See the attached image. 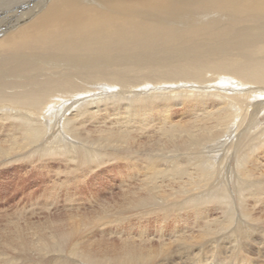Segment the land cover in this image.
<instances>
[{
    "label": "bare ground",
    "instance_id": "1",
    "mask_svg": "<svg viewBox=\"0 0 264 264\" xmlns=\"http://www.w3.org/2000/svg\"><path fill=\"white\" fill-rule=\"evenodd\" d=\"M10 79L25 82L13 80L4 92ZM168 81L179 88L160 86ZM257 84L264 86V0H0V161L35 160L37 172L44 162L64 164L61 179L48 180L68 203L70 192L86 191L79 186L94 168L123 164L117 169L125 174L110 206L52 215L41 228L0 230V264H183L171 257L177 247L187 259L198 248L206 257L209 247L218 264H264L263 138L237 139L239 157L231 159L238 175L225 178L233 189L223 195V169L207 151L237 127L241 103L264 93ZM96 89L104 90L101 98L78 102ZM254 105L251 120L264 107ZM54 123L64 147L46 146ZM85 127L98 136L93 143ZM140 135L149 140L142 144ZM53 199L40 210L58 203ZM232 218L238 238L218 245L215 235ZM145 221L156 235L142 229ZM170 221L190 232L165 234ZM132 225L141 228L135 236ZM95 230L103 246L96 239L93 253L82 245Z\"/></svg>",
    "mask_w": 264,
    "mask_h": 264
},
{
    "label": "rangeland",
    "instance_id": "2",
    "mask_svg": "<svg viewBox=\"0 0 264 264\" xmlns=\"http://www.w3.org/2000/svg\"><path fill=\"white\" fill-rule=\"evenodd\" d=\"M131 32H132V30H131ZM93 35H96V34H93ZM127 35H129V34H127ZM9 46H10V44L8 45V47ZM145 46H146V48H148L151 45L148 44ZM154 46H155V49H157V50H159V48H161V45H158V46L154 45ZM119 48H124V47L122 45ZM7 49L8 48H6L5 50H2L3 51L2 55L6 54L5 51ZM18 49H11V50L16 51ZM145 50L147 51V49H145ZM123 52H125V50H123ZM5 58H8V56L4 57L3 59H5ZM3 64H7V63H3ZM42 69L43 68H39L37 71H40ZM13 80H14V82H17V83L18 82H25V81H18L15 79L3 80V82L6 83V86L4 87V92L8 88V85H9L8 83H11ZM143 82H145V81H143ZM143 82H140V84L137 85L136 87H138L142 84L144 85L145 83H143ZM147 83H148L147 88L143 89V90L149 92L151 90V88L153 87V83L149 82V81H147ZM162 85H165V87H168V88L169 87L179 88L178 87L179 83L173 82V81H172V83L168 81V82H166V84H161L160 86H162ZM258 86H259V88L264 87V86H262V84H260ZM157 87H159V86H157ZM231 88H234V87L231 86ZM88 91H90L89 87H88ZM103 92H104L103 89H96V90L91 91V93L88 92V94L83 97V98H85L83 101H81L83 99L82 97H78L79 99L75 98L74 100L76 101L78 99V102L80 101L83 103L88 102V99H94V98H88L89 94L90 95L98 94L97 98L98 97L101 98V94ZM231 94L233 96L232 100H235L236 98H234L233 92ZM256 95H258L259 98L258 97L251 98L250 101L248 99H246L239 106L238 115L236 116L237 122L235 121V124H237V127H235L234 129H228L227 131L224 130L223 133L221 132L222 134L219 135V137H217L216 140H214V141L211 140L213 142L208 145L210 147L207 151H211V158H213L216 161V164H220V166L223 169V172L221 175L224 179L222 178V181L220 183V187L218 188V195L219 194L223 195L224 193H222V192L228 193V191H230L229 189H231V188L233 189V187H231L229 189L227 188L226 183L229 184V182H227L225 180V178H228V177L230 178L232 176L230 178V180L232 181V179H233L234 180L233 182H235V175L236 176L238 175L237 168L235 166V165H237L236 162H237V159L239 157V154L236 152V147H235V145H236L235 142H237V139H240L242 137V135L246 134V136H245L246 139L244 140V143L250 141L251 143L255 144L254 142L257 143L258 139H260V138H263V140H264V107H262V110L257 113L258 114L257 116H254V119H253L254 121L250 119L251 117H249V113L253 111V107L250 105H253V104L258 105L261 103L264 104V93L259 92V93H256ZM252 99H255V100L253 101ZM257 100L260 102H258ZM252 102H254V103H252ZM60 104H62V103H60ZM255 105H254V107H255ZM92 107H94V106H90V108H92ZM259 107H261V106H259ZM71 113H73V109H71V111L69 110V112L67 111L65 113V115L71 114ZM63 117L64 116H62L60 119H62ZM54 119H56V118H54ZM174 119L176 120V118H174ZM59 122H60V120H59ZM249 122H251V123H249ZM54 127H57L56 124L55 123L51 124L50 129H48L46 132V135H45V138L47 140L46 146L64 147L63 145H65V144L60 143V141H62V139L60 138V135H61L60 132H62L63 130H58V129H55ZM61 127H62L61 129L66 128L65 125H61ZM86 128L87 127L83 128L81 132L83 133L84 129H86ZM90 129H89V127L86 129L87 131H92V134H90L88 136V141H90L89 143H93L94 142L93 137H98V136L97 135L93 136L94 135L93 134L94 129L93 130H90ZM58 133H60V134H58ZM53 134H57L58 139L53 138V136H54ZM48 135H49V137H48ZM140 136L141 137L139 139V142H141L142 144H145L149 140L148 136H145V135H140ZM45 138L43 141H45ZM255 139H257V140H255ZM253 144H252V146H253ZM89 145H93V144H89ZM90 149H93V148H90ZM107 150H110V149L107 148ZM88 151L90 152L91 150H88ZM240 156H241V154H240ZM233 157H234V159H233ZM231 158L233 160H235L236 162L233 161ZM31 163H29V162L26 163L24 161L20 162V163L8 161V163L3 164V161H0V230L6 229L8 225H11L14 223L17 224L20 228H23V227L26 228V226H31V225H33L32 228H34V227L41 228V227H44L42 222H43V220H47L46 217H50L52 219V217L55 215L61 216V214H66L65 212H70V215H72L73 218H74L75 214L80 215V214L85 213L87 215V213H90L92 211H96L103 204H106V206L112 205L113 201L117 200L119 197L118 196L119 195V185H122V178L120 175H123V174H119L118 169L123 170L124 169V168H122L123 164L114 165L112 163H109L110 165H105V164L100 165L99 169L94 168V170L92 171L93 173L92 172L88 173V180H87L88 181V187H87V181L83 185L79 186V187H81V189L84 188L83 190H86V191L83 193H80V194L79 193L74 194V193L70 192L69 194H70V197L73 199V201L71 203H68V202H65V195L62 193L63 191H60V187H58V185L56 187H53L48 180L50 178V180L52 182H53V180L56 181V176H58V173L60 171L61 172L63 171L62 168H63L64 164L62 165V164L55 162V161L44 162L41 165V168H40L41 171L37 172L38 170H36V169L39 166L37 161L33 160V162H31ZM33 165H35V166H33ZM114 167H115V169H114ZM227 171H229V172H227ZM55 172H57V174ZM232 173H233V175H232ZM83 174H81V175L83 176ZM40 175H41V177H40ZM34 176L39 177V179L35 180ZM58 178L61 179V177H59V176H58ZM236 180H237V178H236ZM48 182H49V184H48ZM246 184L247 183H245V185ZM231 186H233V184H231ZM41 189H43V190H41ZM215 190L217 192V189H215ZM55 197L57 198L58 203L53 204V206L47 211H46V209H44L42 211L40 210V208L43 207V205L44 206L47 205L48 202H50V205H51V203L54 200L53 198H55ZM232 197L234 199H237L238 196L233 195ZM22 201H24V202H22ZM249 205H251V204H249ZM247 208L252 209V207L251 208L247 207ZM32 212H34V213L31 214ZM216 213H214V212H213V214L210 213V216L211 215L216 216V217L219 216L218 213L217 214ZM252 214L255 217L259 216L260 215L259 207H254ZM232 219H234V218H232ZM191 220L187 221V222H189L186 225L187 227H190V225H192ZM236 220L237 219L235 218L234 221H232L233 223H231L230 226L228 228H226L224 231L218 230L219 233H217L215 235V238L217 236V238L215 240L218 241V242H216L218 245H219V243H223V242H233V239L236 240L238 238V237L236 238V236H234V234L232 232L233 227L236 224L235 223ZM244 221H246L245 218H244ZM76 222H78L77 219H76ZM132 222H134V221H132ZM149 222L148 223H146V221L143 222L142 223V227H143L142 229H145V227L147 226L146 227L147 232L149 234L156 235V233H154V232H156L157 226L152 221H149ZM170 222H167L164 224L165 234H171V233L176 234L175 232H177L178 229H180V228H181L180 232H181V230H184V226L181 223L180 224H173V221H170ZM135 223L137 224L136 221H135ZM242 224L245 226V222H242ZM173 225H177V226L173 227ZM258 225L259 224H257V226ZM125 227H126V225H124V228ZM182 227H183V229H182ZM260 227H262V226H260ZM126 228H128V227H126ZM132 228H133L131 230L132 236L137 235L139 233V230L141 229L139 227L135 228L134 225H132ZM171 229H172V231H171ZM126 230H128V229H126ZM136 230H138V231H136ZM145 230H143L142 232H144ZM259 230H261V229H259ZM167 231H168V233H167ZM184 231L187 233L190 232V231L188 232V230H184ZM100 233L101 232H99V230H98V233L96 231L94 234H92L89 231L88 241H86L87 243L85 242L82 245V247L87 246V244H88V250L95 253V250L93 247L95 246V243L97 240L99 242H97L96 245L101 244L103 246V243L100 242L101 237H102L100 235ZM111 236H112V239H111ZM94 238H95V240H94ZM108 238H110L108 240H110L111 243H113V241H115L117 244V241H116L117 237L115 238V237H113V235H109ZM153 242L155 243V241H153ZM227 244L228 243H226V246H227ZM90 246H92V248ZM235 246L236 245H234L233 248H235ZM82 247H81V249H82ZM227 247H230V245L228 244ZM177 248H176V250H173L170 253V254H172L171 257L173 258V256H174L175 260H179V261L181 259V261L184 262L183 264H192L193 262H194L193 264H197V260H202L205 264H218V261H215L216 258L214 256H212L213 254L216 256V251L213 249L212 254L209 253V251H210L209 247L207 249L208 251L206 250L207 251L206 257L208 258L207 262L205 261V258H206L204 255L205 252L203 254V252H201L200 248L195 250L194 253H196V254L193 253V256H192V254L190 255V257H192V258L189 257L190 259H187L186 256H181L179 251L177 250ZM1 252H3V251H1ZM174 252H175V254H173ZM3 255L8 256L7 254H3ZM199 256H200V258L202 257V259H199ZM49 258H51V256H45L44 259H49ZM191 260H192V262H191ZM16 264H17V262H16ZM81 264H84V262H82Z\"/></svg>",
    "mask_w": 264,
    "mask_h": 264
}]
</instances>
